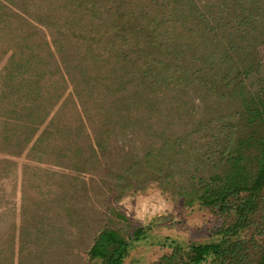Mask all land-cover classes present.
I'll return each mask as SVG.
<instances>
[{
  "label": "trees",
  "instance_id": "1",
  "mask_svg": "<svg viewBox=\"0 0 264 264\" xmlns=\"http://www.w3.org/2000/svg\"><path fill=\"white\" fill-rule=\"evenodd\" d=\"M262 50L264 0H0V264H125L154 190L210 218L155 264H264Z\"/></svg>",
  "mask_w": 264,
  "mask_h": 264
},
{
  "label": "rangeland",
  "instance_id": "2",
  "mask_svg": "<svg viewBox=\"0 0 264 264\" xmlns=\"http://www.w3.org/2000/svg\"><path fill=\"white\" fill-rule=\"evenodd\" d=\"M261 55L264 58V50ZM0 158H5V156L0 154ZM18 162L19 177H21L20 172L24 160H18ZM4 187L10 192L11 186L8 182ZM116 208L128 219L133 228L150 229L148 241L136 243L125 264H155L172 252L170 248L159 243L164 242L165 239L177 240L182 243L207 240L209 214L204 210L192 211L186 208L182 201L173 203L157 190L144 195L128 196L117 204ZM110 226L127 230V225L116 219ZM63 264L89 263L86 253L81 252L77 259L68 255L63 260Z\"/></svg>",
  "mask_w": 264,
  "mask_h": 264
},
{
  "label": "water",
  "instance_id": "3",
  "mask_svg": "<svg viewBox=\"0 0 264 264\" xmlns=\"http://www.w3.org/2000/svg\"><path fill=\"white\" fill-rule=\"evenodd\" d=\"M170 218H173V217H170Z\"/></svg>",
  "mask_w": 264,
  "mask_h": 264
}]
</instances>
